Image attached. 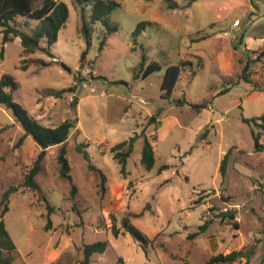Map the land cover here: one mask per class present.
Instances as JSON below:
<instances>
[{"label": "rangeland", "instance_id": "374dc122", "mask_svg": "<svg viewBox=\"0 0 264 264\" xmlns=\"http://www.w3.org/2000/svg\"><path fill=\"white\" fill-rule=\"evenodd\" d=\"M64 1L70 16L51 46L55 58L40 50L25 53L18 37L4 44L0 32V78L8 73L18 82L14 99L46 126L77 120L65 143L71 179L61 177L62 145H54L35 177L38 188L32 189L24 185L25 175L41 148L31 136L19 143L24 129L11 109L0 105V201L9 190L4 220L16 245L14 263L82 264L85 244L107 240L106 250L93 254L90 264H202L250 247L255 253L249 264H264V151L256 152L252 136V128L262 129L244 121L264 115V54L259 56L264 0H115L119 6L110 21L118 30L100 49L107 30L90 23L84 59L81 10L89 20L92 4ZM236 19L240 23L234 26ZM25 21L16 18L21 25ZM28 21L24 30L30 33L38 21ZM142 21L150 24L136 37ZM143 54L146 64L157 61L162 69L135 78ZM182 60L189 63L172 98L185 96L189 103L180 107L161 96V84L165 68ZM248 61L251 82L242 76ZM73 85L76 90L61 97L49 95ZM190 104L206 107L198 112ZM136 135L124 177L111 148ZM144 135L155 143L151 169L142 164ZM260 141L264 144L263 134ZM230 149L222 183L220 162ZM84 152L107 175L104 195ZM162 165L169 168L159 172ZM227 209L235 211L233 220L222 219ZM126 216L153 239L146 248L124 232ZM206 220L211 223L201 231Z\"/></svg>", "mask_w": 264, "mask_h": 264}, {"label": "trees", "instance_id": "16d2710c", "mask_svg": "<svg viewBox=\"0 0 264 264\" xmlns=\"http://www.w3.org/2000/svg\"><path fill=\"white\" fill-rule=\"evenodd\" d=\"M36 0H0V32L3 34L4 44L14 38H20L21 44L24 48L25 53L32 54L36 51H43L50 57H54L51 52V46L57 41L60 30L66 25L70 16V9L68 4L64 0H43L40 6H35ZM91 2V13L89 20L86 19L85 9L82 8V27L87 48L82 53V59L88 53L89 46L91 44V33L92 28L90 26L94 23H101L107 30L106 35L101 40L100 49H102L106 43L107 36L118 30V25L111 23L110 14L114 8L119 6V2L115 0H90ZM18 16L26 18L25 24L21 25L16 22ZM30 19L37 20L36 26L32 31L26 32L25 26H29ZM150 24L148 21L139 22L134 31V35L139 36L146 26ZM206 36H200L195 38L194 41H200L205 39ZM45 40L46 45H42L41 41ZM264 54V51L259 54ZM55 58V57H54ZM43 65H49V62L41 61ZM189 62L182 60L179 64H169L165 68V74L161 84V96L166 98L169 102L176 104L177 106H184L188 104V100L185 96L181 98H172L173 91L180 79L182 72L185 71V67ZM249 64L244 67L243 78L251 82L249 74ZM65 66V65H64ZM26 67V66H24ZM162 65L157 61H151L146 64V56L143 54L140 68L135 72L134 77L139 78L142 74L143 77H147L155 71L161 70ZM194 74V72H193ZM76 85V84H75ZM75 85L71 86L68 90L49 91V95L61 97L67 91L76 90ZM18 82L14 79L11 74L5 73L0 78V105H4L11 109L13 115L17 121L21 124L24 129L23 135L19 139V143L24 141L25 138L31 136L36 144L41 148V151L37 155L31 169L26 173L24 185L32 189L38 188V183L35 177L42 169V161L45 158L46 151L49 147L54 145H62L58 161L60 163V175L65 179H71V167L69 160L66 156V141L69 138L71 131L76 127V119H66L57 126H46L42 124L36 117H34L22 104L14 99L13 91L18 88ZM255 89V88H254ZM227 89L221 90L220 93H225ZM75 102V99H73ZM196 111H201L202 108L206 107L205 104H190ZM247 123H253L262 129L261 131H255L252 128V136L255 141L256 152L264 151V144L261 143V135H264V115L259 117V120L244 118ZM138 135L132 136L129 140L120 142L111 148L114 158L117 160L120 172L126 177L129 172L127 170L128 158L133 152L134 142ZM202 137L199 138V140ZM232 149H230L222 158L220 162V173L222 176V183L225 182L228 175V167L231 160ZM84 157L88 161V168L98 172L100 176V187L101 192L104 195L108 181L107 175L100 169L95 167L90 160V156L87 152H84ZM155 143L150 138L144 135V145L142 149V164L145 168L151 169L155 165ZM169 168L168 165H162L159 168V172ZM76 192V187L73 186L72 194ZM10 191L7 190L3 193L0 201V264H15L16 259V245L11 238L5 224L4 216L9 210V199ZM228 199L231 196L227 197ZM200 199H196L195 203H200ZM49 211L53 210V207L48 205ZM77 210L76 207H73ZM228 217L230 220L235 218L234 210H226L222 213V219ZM211 220H206L204 224L200 226L201 231H205ZM236 228H239V223L234 222ZM122 226L125 233L131 234L136 242L140 246L146 248L153 239L150 238L145 232L137 227L132 221L131 217L126 216L122 220ZM113 232L117 236L119 234V228L113 226ZM196 234L191 235L194 237ZM108 246L107 240H100L90 244H85L83 247V261L82 264H90L91 257L95 253H103ZM255 253V248L250 247L248 249L232 250L228 253H219L210 257V259L202 264H231L240 258L246 259V264H249L252 255Z\"/></svg>", "mask_w": 264, "mask_h": 264}, {"label": "crops", "instance_id": "0c3cea01", "mask_svg": "<svg viewBox=\"0 0 264 264\" xmlns=\"http://www.w3.org/2000/svg\"><path fill=\"white\" fill-rule=\"evenodd\" d=\"M249 13H252V14L254 13V8H253V7L249 9ZM263 42H264V41H263ZM242 44L244 45L245 49H246V48H249V47H248V41H247V39H246L245 36H243V38H242ZM263 45H264V44H263ZM263 45H262V46H263ZM259 48H260V47H259Z\"/></svg>", "mask_w": 264, "mask_h": 264}, {"label": "built area", "instance_id": "2783aa9c", "mask_svg": "<svg viewBox=\"0 0 264 264\" xmlns=\"http://www.w3.org/2000/svg\"><path fill=\"white\" fill-rule=\"evenodd\" d=\"M239 23H240V20H239V19H236V20L234 21L233 25H234V26H237V25H239Z\"/></svg>", "mask_w": 264, "mask_h": 264}]
</instances>
